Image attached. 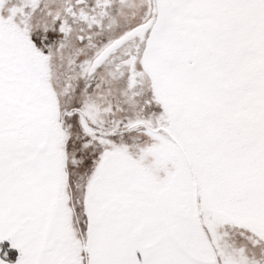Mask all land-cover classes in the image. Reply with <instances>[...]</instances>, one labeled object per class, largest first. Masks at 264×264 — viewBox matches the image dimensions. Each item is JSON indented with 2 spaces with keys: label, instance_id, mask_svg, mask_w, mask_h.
I'll use <instances>...</instances> for the list:
<instances>
[{
  "label": "snow or ice",
  "instance_id": "snow-or-ice-1",
  "mask_svg": "<svg viewBox=\"0 0 264 264\" xmlns=\"http://www.w3.org/2000/svg\"><path fill=\"white\" fill-rule=\"evenodd\" d=\"M0 264H264V0H0Z\"/></svg>",
  "mask_w": 264,
  "mask_h": 264
}]
</instances>
